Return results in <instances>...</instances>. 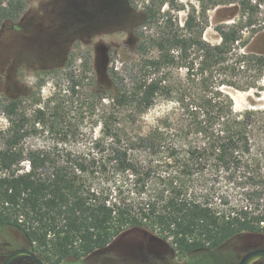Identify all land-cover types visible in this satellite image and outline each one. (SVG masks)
I'll use <instances>...</instances> for the list:
<instances>
[{
	"label": "trees",
	"instance_id": "obj_1",
	"mask_svg": "<svg viewBox=\"0 0 264 264\" xmlns=\"http://www.w3.org/2000/svg\"><path fill=\"white\" fill-rule=\"evenodd\" d=\"M231 2L247 20L218 25L213 44L204 37L207 11L221 1L204 0L181 24L171 13L178 0H148L137 57L109 68L110 90L95 86L91 56L73 52L60 97L31 110L26 97L0 96L8 120L0 128V228L20 231L46 264L88 257L129 228L156 234L183 257L244 234L264 237V107L238 112L224 90L262 88L264 52L249 44L263 28L244 38L258 5ZM26 9V0H0V29ZM160 99L175 103L174 116L143 132ZM85 113L100 126L85 146L26 145L40 130L61 144L80 140Z\"/></svg>",
	"mask_w": 264,
	"mask_h": 264
},
{
	"label": "rangeland",
	"instance_id": "obj_2",
	"mask_svg": "<svg viewBox=\"0 0 264 264\" xmlns=\"http://www.w3.org/2000/svg\"><path fill=\"white\" fill-rule=\"evenodd\" d=\"M120 0V10L110 16L115 8H110L115 0H26L27 9L19 21H7L0 29V96L10 98L26 97L31 110L37 102L48 100L60 89H64L63 69L71 53L77 56H91L95 86L98 89L113 88L109 68H121L125 62L137 57V37L135 29L144 20L143 7L148 0ZM207 0H205L206 3ZM222 3L209 8V26L204 37L213 44L221 42L217 26L245 22L238 2L219 0ZM181 9L171 10L180 21L185 22L192 8L201 9L204 0H178ZM258 5L253 15V25L245 27L244 38L251 37L254 29L263 28L252 37L249 48L264 52V0H252ZM116 4V5H117ZM168 9V7H165ZM80 67L81 61H75ZM184 74V70L182 71ZM262 88L239 90L226 86L224 90L231 96L234 109L238 112L250 108L264 107V78ZM64 93V91H63ZM74 108L75 107H71ZM72 109V112L75 110ZM176 105L172 101L160 99L142 120V131H147L168 113L172 114ZM74 116L76 112L72 113ZM174 116V114H172ZM85 120L80 140L70 138L65 144L55 139L49 132L40 130L26 140L27 146L37 148H81L87 138L98 135L100 126ZM177 115L175 114V117ZM8 125V120L0 112V128ZM27 165V164H26ZM227 188V183L221 184ZM264 247V237L244 234L233 239L215 251H199L188 256H179L168 241L144 228H129L119 234L103 250L88 257L68 259L62 264H238L248 251ZM18 248H30L25 236L14 228H0V264L6 256ZM34 264L27 255L17 257L12 264ZM252 264H264V259Z\"/></svg>",
	"mask_w": 264,
	"mask_h": 264
},
{
	"label": "water",
	"instance_id": "obj_3",
	"mask_svg": "<svg viewBox=\"0 0 264 264\" xmlns=\"http://www.w3.org/2000/svg\"><path fill=\"white\" fill-rule=\"evenodd\" d=\"M21 255H27L35 264H46L36 252L27 248H19L12 251L6 256L2 264H12L13 261ZM258 259H264V247H258L248 251L242 256L238 264H252Z\"/></svg>",
	"mask_w": 264,
	"mask_h": 264
},
{
	"label": "flooded vegetation",
	"instance_id": "obj_4",
	"mask_svg": "<svg viewBox=\"0 0 264 264\" xmlns=\"http://www.w3.org/2000/svg\"><path fill=\"white\" fill-rule=\"evenodd\" d=\"M117 3H120V0H115V3H113L112 5H111V7L110 8H115L114 9V12H112V13H110V16H115L116 15V12L118 11V10H120V7L118 6V5H121V4H117ZM117 4V5H116ZM129 4V0L127 1V5ZM121 7H122V5H121ZM19 249V248H18ZM27 249H30V248H27ZM35 264V263H34Z\"/></svg>",
	"mask_w": 264,
	"mask_h": 264
},
{
	"label": "bare ground",
	"instance_id": "obj_5",
	"mask_svg": "<svg viewBox=\"0 0 264 264\" xmlns=\"http://www.w3.org/2000/svg\"><path fill=\"white\" fill-rule=\"evenodd\" d=\"M29 264V263H28Z\"/></svg>",
	"mask_w": 264,
	"mask_h": 264
}]
</instances>
